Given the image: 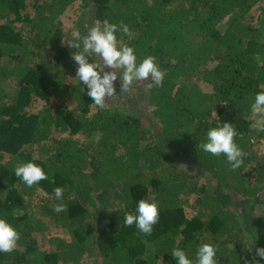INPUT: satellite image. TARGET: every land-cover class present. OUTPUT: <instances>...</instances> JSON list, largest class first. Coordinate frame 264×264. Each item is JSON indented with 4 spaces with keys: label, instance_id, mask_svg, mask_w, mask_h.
<instances>
[{
    "label": "trees",
    "instance_id": "trees-1",
    "mask_svg": "<svg viewBox=\"0 0 264 264\" xmlns=\"http://www.w3.org/2000/svg\"><path fill=\"white\" fill-rule=\"evenodd\" d=\"M79 2L91 13L84 31L76 27L81 35L97 21L128 25L134 38L118 32V39L135 49L138 62L156 58L163 86H132L122 94L124 107L107 102L103 109L79 80L74 97L68 94L78 65L71 58L76 50L62 43L61 17ZM260 3L0 0V218L20 234L14 252L0 253V264H89L84 255L94 256L92 264H177L174 248L194 260L205 243L216 247L217 264H253L254 258L264 264L256 255L264 248V155L250 165L254 145L264 141V131L251 129V105L264 92ZM4 81L15 83L16 92L3 89ZM201 82L211 92H203ZM114 86L120 91L119 77ZM63 95L76 101V112L54 109L53 98ZM140 95L146 111L133 106ZM34 98L50 105L32 112ZM225 122L234 125L246 153L234 171L226 156L199 147L210 128ZM20 162L42 167L48 179L28 187L15 176ZM57 187L65 189L62 213L54 211ZM38 192L50 196L38 208L54 227L47 242L53 247L34 234L43 222L20 213ZM141 199L159 205L151 236L124 225ZM62 229L69 239L59 235Z\"/></svg>",
    "mask_w": 264,
    "mask_h": 264
},
{
    "label": "clouds",
    "instance_id": "clouds-1",
    "mask_svg": "<svg viewBox=\"0 0 264 264\" xmlns=\"http://www.w3.org/2000/svg\"><path fill=\"white\" fill-rule=\"evenodd\" d=\"M122 32L129 39L134 38V33L129 26L121 22L120 25L104 21L101 24L95 22L88 28L87 34L82 36L78 29L71 33V39L67 45L76 51L71 58L78 65L76 79L87 86V95L95 106L103 109L106 103L117 94L114 82L120 80V94L132 90L134 82L150 81L145 85V90L155 86H163L165 73L160 69L154 56H148L141 62L135 54V49L118 39L117 33ZM64 43V42H62ZM98 57L100 62L89 63L90 57ZM111 69L112 71H105ZM251 115L254 120L252 125L257 131H264V92H259L254 97L251 105ZM238 132L231 123H222L212 127L207 132V142L199 147L212 156L224 155L231 165V170L239 169L243 165V157L246 153L236 143ZM15 176L21 179L28 187H33L39 182L48 179L42 167L33 162H20L14 168ZM196 173L194 172L193 175ZM65 189L57 187L54 195L60 203L54 206V211L62 213L67 211V205L63 203ZM159 205L149 199H141L138 202L136 212L126 213L124 225L136 226L138 236H151L154 226L159 222ZM20 240L19 232L6 219L0 218V253L10 254L17 248ZM147 243V241H144ZM217 249L214 245L202 244L195 259H190L186 252L180 248H174L171 255L176 258L177 264H217L215 259ZM256 255L264 259V248H257ZM253 264L258 261L253 259Z\"/></svg>",
    "mask_w": 264,
    "mask_h": 264
},
{
    "label": "rangeland",
    "instance_id": "rangeland-1",
    "mask_svg": "<svg viewBox=\"0 0 264 264\" xmlns=\"http://www.w3.org/2000/svg\"><path fill=\"white\" fill-rule=\"evenodd\" d=\"M260 6L263 7L264 4L260 3ZM29 11L32 15L34 14V12L31 8H29ZM88 13H89V10L85 9L83 7V4L79 2V3L75 4L74 6H72L67 11V13L63 17H61V21L64 22L63 27H64V30L66 32L63 44L65 45V47H67L68 50H70L71 53L73 52V48L69 47L66 43L69 39H71V33L74 29H76L77 26H78V29L80 28V30L84 31V26L88 25L86 19H87V17L91 16V13L89 15H88ZM253 15H254L255 19L257 20L258 16L260 15V7L258 10H256L253 13ZM230 24H231V17H228L224 22L221 23V25L219 27L222 31H225L227 28H229ZM81 26L83 28H81ZM88 28H89V26H88ZM88 28H87V30H88ZM87 30L85 31V34L87 33ZM108 70L112 71L111 69H108ZM67 81L69 83V85H68L69 93L68 94H70L74 97V94H72L71 91L75 90L79 81L76 79V77L69 78ZM142 83L144 85H146L147 83H149V81H137V82H134L133 86L136 87V85H138V84L141 85ZM200 87H201L203 92H207V93L211 92V88L203 82L200 83ZM3 89H5L11 93V92H16L17 87L15 86V83H13L11 81H4ZM64 95L53 98V100H52L53 104L52 105L56 106V107L54 106V109L58 108L59 110H64L65 108H69L70 110L76 112L78 109L76 101H74L73 98L67 99V97L65 98ZM141 96L142 95L138 96L137 98H133V100H132L133 106L135 105L136 108H139L140 110L146 111V106H143V103L141 101L137 100V99H139V97H140V99H142ZM126 102H127L126 99L123 97L122 94H120V91H118V90H117V94L108 101L109 105L118 106V107H124ZM49 105L50 104L43 102L39 98H34L32 106H31V111L32 112H41L46 107H48ZM129 106H130V104H129ZM95 111H96V107L93 108V112H95ZM251 129L254 133L259 132L253 127H251ZM85 140H86L85 137H81V141H85ZM34 153H36L35 148H34ZM253 155H254L255 159L250 164L251 166H253L255 164V162H257V161L258 162H260V160L262 161L261 156L264 155V141H259L258 143H256L254 145V154ZM262 197L264 199V191L262 193ZM48 198H50L49 195H47L43 192H38L37 195L35 194L31 198H28L27 202H28L29 207L26 209H22L20 211V213L29 212L31 218H37L38 220L43 222V224H44L43 227L41 226V228L34 231V234L36 235V238L40 244H47L48 239L51 238L52 231L54 230L53 225L48 226L49 223H47V224L44 223V222H51V221L46 215L42 214L38 208V205L44 204L45 202L48 203L49 202ZM59 233H60L59 235H61L65 239H69V236H70L69 230L62 229L59 231ZM47 245L52 246V244H47ZM84 256H85L84 260L89 259L90 260L89 264H92L94 256H87V255H84Z\"/></svg>",
    "mask_w": 264,
    "mask_h": 264
}]
</instances>
